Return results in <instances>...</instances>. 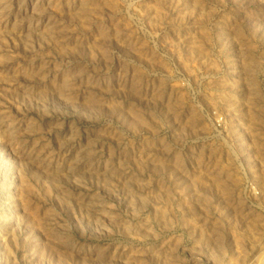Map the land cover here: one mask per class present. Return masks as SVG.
Here are the masks:
<instances>
[{
	"label": "rangeland",
	"instance_id": "rangeland-1",
	"mask_svg": "<svg viewBox=\"0 0 264 264\" xmlns=\"http://www.w3.org/2000/svg\"><path fill=\"white\" fill-rule=\"evenodd\" d=\"M0 264H264V0H0Z\"/></svg>",
	"mask_w": 264,
	"mask_h": 264
}]
</instances>
